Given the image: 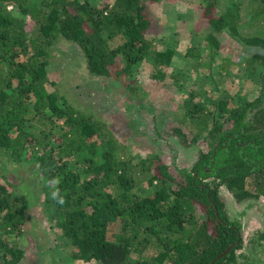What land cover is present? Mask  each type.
Wrapping results in <instances>:
<instances>
[{"label":"trees","instance_id":"trees-1","mask_svg":"<svg viewBox=\"0 0 264 264\" xmlns=\"http://www.w3.org/2000/svg\"><path fill=\"white\" fill-rule=\"evenodd\" d=\"M160 1L96 7L82 0H0V264H20L25 256L19 237L30 199L19 198L6 171L7 160L21 164L28 150L46 178L44 201L54 204L53 220L71 241L73 259L129 264L137 255L136 264H242V226L229 219L220 188L238 200L264 196V52L249 61L261 70L254 99L242 106L220 99L207 107L188 98L181 105L175 133L209 149L177 175L157 154L134 163L104 121L47 88L53 44L61 38L81 50L91 74L129 88L125 78L153 47L149 2ZM200 2L215 32L241 35L240 3L218 12V0ZM251 2V19L264 30V0ZM115 39L121 42L113 46ZM205 39L221 47L215 33ZM244 40L264 49V35ZM142 184L152 192L137 194ZM149 247L155 253L148 257Z\"/></svg>","mask_w":264,"mask_h":264},{"label":"rangeland","instance_id":"rangeland-1","mask_svg":"<svg viewBox=\"0 0 264 264\" xmlns=\"http://www.w3.org/2000/svg\"><path fill=\"white\" fill-rule=\"evenodd\" d=\"M82 1L102 7L115 0ZM234 2L240 3L239 36L228 31L215 32L201 15L204 4L200 0L149 2L154 24L148 39L153 47L151 55L136 63L125 78L131 81L129 88L124 81L91 74L81 50L66 39H57L48 66L47 88L104 121L114 133L119 149L132 154L134 163L157 154L173 174L177 175L180 168L190 170L199 151L209 147L201 142L184 143L175 133L181 105L192 98L207 107H213L220 99L242 106L258 95L261 86V70L254 67L260 64L251 65L249 61L264 49L244 38L263 36L264 30L251 19V0H218V12ZM207 33L217 36L221 43L218 50L207 43ZM120 42L115 39L112 45ZM169 50V60L156 56ZM59 103L62 105L61 100ZM30 153L25 152L21 164L7 160L6 171L19 198L30 199L24 234L19 237L25 251L20 264H104L72 258L71 241L62 236L53 220L54 204L46 205L44 201L46 178L39 176L35 157ZM2 179L0 182H4ZM140 186L134 189L137 194L152 192L145 184ZM220 196L229 219L242 226L243 246L237 251L238 261L264 264V196L238 200L225 186L220 188ZM154 253L150 247L145 252L148 257ZM136 260L137 255H133L129 264H136Z\"/></svg>","mask_w":264,"mask_h":264},{"label":"water","instance_id":"water-1","mask_svg":"<svg viewBox=\"0 0 264 264\" xmlns=\"http://www.w3.org/2000/svg\"><path fill=\"white\" fill-rule=\"evenodd\" d=\"M231 248H232V245L230 247H228V249L224 253H222L220 256H218V258L227 254L231 250ZM213 263H214V261L211 264H213Z\"/></svg>","mask_w":264,"mask_h":264}]
</instances>
